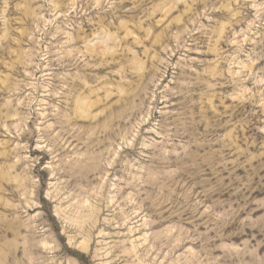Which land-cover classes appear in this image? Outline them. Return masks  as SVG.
I'll return each mask as SVG.
<instances>
[{
    "label": "rangeland",
    "instance_id": "374dc122",
    "mask_svg": "<svg viewBox=\"0 0 264 264\" xmlns=\"http://www.w3.org/2000/svg\"><path fill=\"white\" fill-rule=\"evenodd\" d=\"M0 264H264V0H0Z\"/></svg>",
    "mask_w": 264,
    "mask_h": 264
}]
</instances>
